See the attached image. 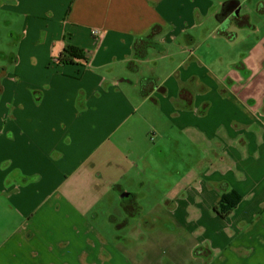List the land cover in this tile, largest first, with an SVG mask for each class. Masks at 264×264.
I'll return each instance as SVG.
<instances>
[{
	"label": "crops",
	"instance_id": "0c3cea01",
	"mask_svg": "<svg viewBox=\"0 0 264 264\" xmlns=\"http://www.w3.org/2000/svg\"><path fill=\"white\" fill-rule=\"evenodd\" d=\"M227 1L0 0V264H264V38L223 31ZM247 1L251 35L261 30ZM222 38L235 50L217 72L203 50ZM70 44L89 60L63 62ZM163 56L167 78L154 64ZM194 75L211 90L179 108L180 79ZM230 76L238 84L224 95ZM156 111L203 156L219 140L235 165L192 163L152 201L148 189L165 182L141 164L155 150ZM126 190L135 198L122 215ZM225 193L227 209L238 202L228 215L215 211ZM131 217L144 223L137 234L125 229Z\"/></svg>",
	"mask_w": 264,
	"mask_h": 264
},
{
	"label": "rangeland",
	"instance_id": "374dc122",
	"mask_svg": "<svg viewBox=\"0 0 264 264\" xmlns=\"http://www.w3.org/2000/svg\"><path fill=\"white\" fill-rule=\"evenodd\" d=\"M247 3L249 4L250 10L247 11L246 14H249L250 16L253 15V21L256 25L260 27L261 31H254L253 34L250 35L248 30L252 31V29H255V26H253V28L243 29L242 27L245 26L242 25L240 27L235 26V29L232 31V33H234L237 38H241V41L248 40L251 44H255L256 42H260L264 38V13L255 12L256 8H259L261 9V11H264V0H256V3H254L253 0H248ZM245 34H247V36ZM214 41L215 40H212L211 43H208L209 48H207V50H203L204 57L211 66H216L217 72H226L230 69L231 63L228 60L230 59L232 52L235 50L234 46L231 42L224 40V38L218 41L216 40L215 42ZM173 47L174 46L171 45V48ZM163 48V44H159L156 47L157 51L159 52L162 51ZM241 53L242 52L238 54L241 55ZM242 56L244 58V54H242ZM157 62L158 72L162 74L164 78H167L170 74H172L174 70V67L172 66V59L163 56L162 58H158ZM158 72L156 71L157 74ZM146 73L150 76L152 74V67L151 69H147ZM259 75L261 74L256 75V77ZM258 83L259 80H256L253 85H257ZM256 87L257 86H254L253 89H256ZM202 93L206 94L207 92ZM157 111L154 112V114L152 115L156 118L155 121L159 122L158 126L160 131H157L158 133H152V135L150 134L153 139H156L155 150L148 157L150 164L147 165L144 160L141 164V171L144 172L143 175H145V179L151 181L160 180L162 182H165L161 184L160 188L148 189L151 192L152 201H154L155 198H157L158 196L162 197L163 192L167 190V188L164 187L166 186V184H168L166 181H169L170 183V181L178 180L180 176L182 179L184 173L189 171L192 162L195 158H197L196 149L194 147L193 140L190 138V136H186L185 133L180 132L177 126H172L170 123H168L164 116H161V114ZM172 134H174L175 136L176 134H179V139H172ZM163 135L165 136L164 140L161 139ZM165 142H168V145L165 144ZM146 170H148L147 175ZM153 175L155 176L153 177ZM130 184L132 186V189L136 187V183H134V185L133 183ZM119 190L122 191V187H120ZM122 201L123 200L119 198V202L116 204V212L122 211L123 209V215L127 206L123 205ZM116 212L115 215H117ZM119 214H121V212ZM126 224H128V226L125 229H131V232L134 234L139 233V231L143 230L144 228V223H138V221L134 217L128 218V222ZM161 224L160 226L162 228ZM125 229L122 228L121 230L124 231ZM164 231H167V229H165Z\"/></svg>",
	"mask_w": 264,
	"mask_h": 264
},
{
	"label": "trees",
	"instance_id": "16d2710c",
	"mask_svg": "<svg viewBox=\"0 0 264 264\" xmlns=\"http://www.w3.org/2000/svg\"><path fill=\"white\" fill-rule=\"evenodd\" d=\"M61 60L65 63H74V62H80L85 61L87 62L89 60V54L87 50L78 44H70L68 45L64 52L61 55ZM154 64H157V61H154ZM252 70H248L245 72V80H248V77L251 76ZM181 84V95L178 99H176L175 103L176 106L179 108H187V109H193L194 106V97L195 93L200 92H208L211 90V87L203 82H200L199 77L197 75L192 76L189 80L183 81L180 79ZM238 82L233 79L231 76L228 77L225 81L219 82V90L222 94H227L229 90L234 87ZM249 102L256 103L257 100L250 99ZM211 106V101L208 100L203 103L201 108L199 109V113L202 115H205L209 108ZM251 128H255L258 130V132H262V129L258 125H251ZM238 143L240 146H242L244 149L247 148V139L246 137L242 136L239 138ZM194 146L197 153V158L194 159L192 162L193 164H198V166H204L207 164L213 165V166H234L235 162L232 160V158L224 153L222 151V143L219 140L214 141V143L210 146V153L207 156H203L202 149L203 145L198 142V140L195 138ZM207 146V144L204 146V148ZM207 148V147H206ZM27 180V179H26ZM214 186L218 185L217 182L212 183ZM232 194V192H231ZM231 194H224L223 199L219 205L215 207V211L219 212L223 215H228L233 212L234 208L237 206L238 202H235L231 205L230 209H227L226 207L229 206L227 201L228 196Z\"/></svg>",
	"mask_w": 264,
	"mask_h": 264
},
{
	"label": "water",
	"instance_id": "95a60500",
	"mask_svg": "<svg viewBox=\"0 0 264 264\" xmlns=\"http://www.w3.org/2000/svg\"><path fill=\"white\" fill-rule=\"evenodd\" d=\"M227 5H234V8L229 11L226 15L221 14V19L219 20L222 24V30L229 29L230 26H242L243 20L245 19V15L242 13V6H241V0H229L226 3H224V7ZM223 7V8H224ZM234 9H237L235 14V19L231 18V15L234 13ZM223 11H221L222 13ZM123 204L124 205H131L134 202L135 193L132 191H123L122 194Z\"/></svg>",
	"mask_w": 264,
	"mask_h": 264
},
{
	"label": "flooded vegetation",
	"instance_id": "af4514ba",
	"mask_svg": "<svg viewBox=\"0 0 264 264\" xmlns=\"http://www.w3.org/2000/svg\"><path fill=\"white\" fill-rule=\"evenodd\" d=\"M242 5V4H241ZM232 8H234V5H227V6H225L223 9H222V13L221 14H224V15H226L227 13H229V11H231V9ZM236 10L237 9H234V13L231 15V18L232 19H235V17H236V14H235V12H236ZM221 16H223V15H221ZM243 68H244V65H243ZM246 69V68H245ZM246 70H250V69H246ZM247 72V71H246Z\"/></svg>",
	"mask_w": 264,
	"mask_h": 264
}]
</instances>
